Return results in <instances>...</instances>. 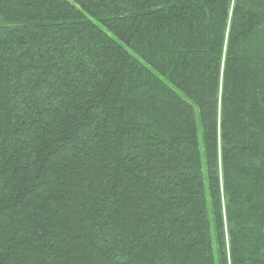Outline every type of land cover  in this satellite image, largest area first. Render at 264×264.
I'll return each mask as SVG.
<instances>
[{
	"label": "trees",
	"instance_id": "1",
	"mask_svg": "<svg viewBox=\"0 0 264 264\" xmlns=\"http://www.w3.org/2000/svg\"><path fill=\"white\" fill-rule=\"evenodd\" d=\"M0 264H264V0H0Z\"/></svg>",
	"mask_w": 264,
	"mask_h": 264
}]
</instances>
